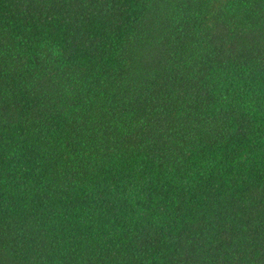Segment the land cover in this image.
I'll return each instance as SVG.
<instances>
[{
	"label": "trees",
	"instance_id": "16d2710c",
	"mask_svg": "<svg viewBox=\"0 0 264 264\" xmlns=\"http://www.w3.org/2000/svg\"><path fill=\"white\" fill-rule=\"evenodd\" d=\"M0 264H264V0H0Z\"/></svg>",
	"mask_w": 264,
	"mask_h": 264
}]
</instances>
